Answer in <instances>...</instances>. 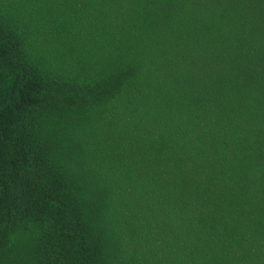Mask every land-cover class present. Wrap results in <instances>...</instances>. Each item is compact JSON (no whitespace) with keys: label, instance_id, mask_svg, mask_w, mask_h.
<instances>
[{"label":"trees","instance_id":"trees-1","mask_svg":"<svg viewBox=\"0 0 264 264\" xmlns=\"http://www.w3.org/2000/svg\"><path fill=\"white\" fill-rule=\"evenodd\" d=\"M0 264H264V0H0Z\"/></svg>","mask_w":264,"mask_h":264}]
</instances>
